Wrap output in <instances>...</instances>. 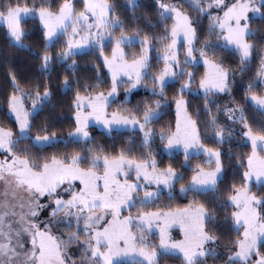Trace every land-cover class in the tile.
Listing matches in <instances>:
<instances>
[{
	"label": "snow or ice",
	"instance_id": "6c2138e0",
	"mask_svg": "<svg viewBox=\"0 0 264 264\" xmlns=\"http://www.w3.org/2000/svg\"><path fill=\"white\" fill-rule=\"evenodd\" d=\"M0 34L34 62L0 49V264H264V0H0Z\"/></svg>",
	"mask_w": 264,
	"mask_h": 264
},
{
	"label": "trees",
	"instance_id": "16d2710c",
	"mask_svg": "<svg viewBox=\"0 0 264 264\" xmlns=\"http://www.w3.org/2000/svg\"><path fill=\"white\" fill-rule=\"evenodd\" d=\"M150 0H143L144 4H149ZM116 3L118 5H123L125 3V0H116ZM137 14L140 15L142 18L145 16L146 14V9L144 7H141L140 9L137 10ZM152 19H155V17L153 16ZM37 25H38V21H37ZM204 25L205 27L207 26V20L204 21ZM33 25L31 23H29V27H32ZM258 25H254V27H257ZM0 49H4L6 52H8L13 58L14 61L19 65V67L17 68V70L21 73V74H26L28 72V70L31 68V65L34 63L31 60H28L23 54H18L13 50H9L6 47V42L3 38V35L0 34ZM109 53L111 51V49L109 48ZM153 56H155V52L152 53ZM227 56V60L226 63H231L232 66L235 68L237 67V62L235 60L232 59L231 56H228V54H225ZM81 64H83L84 62L81 61ZM257 65H258V61L256 63H254L250 69L248 70V72L245 74L244 77H240L237 76V82L239 84V82L241 80H243V83L240 84V87H246L247 84L249 83V78L251 77L252 80L251 82L254 84V86L256 85L257 81L255 79L256 76V70H257ZM8 71L9 68L6 64L0 62V99L3 98V96L7 93L8 86H7V75H8ZM203 71V69L201 68V72ZM260 89H264L263 85L260 84L259 85ZM123 88V87H122ZM238 99H243V92L241 91L237 97ZM145 99L144 95H140L136 97V100H142ZM136 100H133V104L136 102ZM115 107V106H113ZM6 110V109H5ZM193 111H195V102H193ZM170 115H165L164 119L162 121H160V123H158L157 125H155V127L157 128V130L160 129L161 126H167V124L169 123V121L172 122L173 126L175 123V111L174 108L170 110ZM58 115L63 117V123H59L57 125L56 131L58 132V134H62L63 136L67 135V132L70 128V124H69V119L71 117V113H69L67 111V109L65 108L64 111L61 113L58 111L57 113ZM248 117L250 120H252L254 122V124H259L262 121H264V117H262L258 112L253 111L251 108L248 111ZM201 119H203V117H201ZM237 132L240 131L239 126H235ZM130 135L127 136H123L121 137V139L127 140L130 138ZM93 136L95 137V139L97 140V142H105V143H112V141L108 140V141H104L103 138L99 135L98 131L93 132ZM120 141L117 140L116 144L119 145ZM159 143V141L157 140V144ZM228 149V145H225L224 150L227 151ZM251 151V147L249 144H245L243 141V138L241 136H237L233 142V152L232 155L234 157V159L232 161H226V163H228L230 171H229V183H231V177L233 175L236 174V170L238 168V162L235 159L236 156L242 157L246 163V159H247V155L250 153ZM205 158L203 156L200 157H195L193 156V159L191 161V167H194L197 163H200L204 160ZM169 158L167 156L164 157L163 159V163L165 165H167L169 163ZM171 162H173L177 169L179 170V165L183 163V155L182 153L175 159H173ZM244 169L243 168H239V176L237 177V183L240 182V180L242 179V174H243ZM186 175L190 178L191 173L188 172L186 173ZM179 187V186H177ZM253 191H257V188L255 187V185H253ZM261 194H264V190L261 191ZM162 204L167 205V201H161ZM175 203H179V201L177 202H173ZM233 238L234 234H233ZM221 251H223V249H221ZM161 264H169V262L167 261H162ZM176 264H179V262L177 261Z\"/></svg>",
	"mask_w": 264,
	"mask_h": 264
},
{
	"label": "rangeland",
	"instance_id": "374dc122",
	"mask_svg": "<svg viewBox=\"0 0 264 264\" xmlns=\"http://www.w3.org/2000/svg\"><path fill=\"white\" fill-rule=\"evenodd\" d=\"M125 2H126V0H125ZM262 85L264 87V84H262ZM141 91H142V89H141ZM120 92H121V95H123L124 89L122 87L120 89ZM253 185H255V180H253ZM174 235H178V233L174 232ZM149 243H158V233L156 234V238L149 240Z\"/></svg>",
	"mask_w": 264,
	"mask_h": 264
}]
</instances>
